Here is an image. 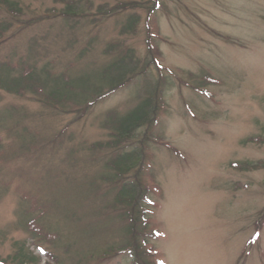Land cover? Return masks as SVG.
I'll list each match as a JSON object with an SVG mask.
<instances>
[{"label": "rangeland", "instance_id": "rangeland-1", "mask_svg": "<svg viewBox=\"0 0 264 264\" xmlns=\"http://www.w3.org/2000/svg\"><path fill=\"white\" fill-rule=\"evenodd\" d=\"M10 1L15 11L0 6L10 26L0 64L35 66L45 92L64 85L47 72L66 69L75 91L56 108L29 87H0V264H133L111 153L90 145L112 141V119L145 101L144 68L166 81L158 124L136 131L141 260L264 264V0ZM65 1L86 16L53 15ZM118 43L140 63L137 83L107 94L102 71Z\"/></svg>", "mask_w": 264, "mask_h": 264}, {"label": "trees", "instance_id": "trees-1", "mask_svg": "<svg viewBox=\"0 0 264 264\" xmlns=\"http://www.w3.org/2000/svg\"><path fill=\"white\" fill-rule=\"evenodd\" d=\"M55 1L59 2L61 0ZM65 3L66 9L60 10L58 13L56 11H52L53 15H58L68 20H71L75 17H80L81 15L86 16L85 12L80 14L74 13L72 10L74 6H71L69 1H65ZM3 5H5L12 12L15 11L12 1L0 0V6ZM124 9V5L120 7L118 6L116 9L117 11L113 14L115 15ZM98 13L101 15L104 14L105 16L111 14L109 11H104V13L99 11ZM9 28V25L0 26V43L6 39L3 38V34L4 32H8L10 30ZM129 31H132L133 34L136 32L135 24H128V27L123 30L124 33H128ZM117 50H119L120 54L117 55V58L111 64L104 67V70L102 71V75L106 81H108L109 87H111L107 94H111L112 92L126 86L134 85L133 82L137 83L134 81V76L135 73L139 71L140 63L135 61L134 55H129L127 50H120V43L112 44L108 49V53L110 54L118 52ZM153 55L157 56V54ZM155 62L156 59L152 56L151 59L145 62L142 67L144 68L150 63L155 64ZM65 70L60 73H55V71L47 72L48 76L54 79V82H58L59 84H61V82L64 83L62 87L59 85L56 87L63 93L61 94V92H58L56 88H54L55 90L53 89V92L51 90L49 92L44 91L43 84L45 83H38L37 81L39 80H37L34 76L36 71L35 66H29L27 63L23 65L22 61L14 63L7 62L6 66L1 63L0 87H4L8 91L17 95L25 93L27 89L26 87H29L31 93L36 94L40 101L42 100L43 103L50 104L57 108L60 103L69 101V98L75 91L74 85L70 84L72 79L67 75ZM11 71H20V80L16 81L17 79H9L6 75H4V73L9 74ZM144 71L143 75L140 73L141 79L140 81L138 80V83L141 82L139 91L141 96L145 98V101L142 102L139 108L123 116V119H112V123H109L110 129L113 127L116 131L115 132L113 130L114 132H112V141H108V144H105L103 147L101 144L90 145L91 149L109 150L111 153L110 159L107 162V167L116 171V175L113 177V184L118 189V193L116 195L117 201L119 202L118 204L121 203L122 205H125L123 211L125 215L124 219L127 221L128 227L127 240H129V242L127 241V248L130 249L129 252L131 253L133 264H145L141 260L145 254V251L143 249V251L140 250L141 245L139 242L140 238L144 236L142 232L144 227H142L140 223V219L143 218V209L139 208V203L142 201V199L144 201V196L147 192V189L144 186L145 184L139 176L142 172H144L145 164L142 162V158L145 156V152L143 151L144 144H141L142 141H139V139L136 137V131L144 126H148L150 129H152L154 128L155 124H158V113L161 110L159 104L161 101L160 96L162 95V91L164 89L163 84H165L166 81L163 79L164 82L161 80L153 82V79L148 78ZM1 77H3V79ZM99 95H92L89 102H87L83 108H77V110H80L81 114L85 113V111L90 108L91 105L96 102V100L100 99ZM95 97L97 98L95 99ZM135 166L136 168H134ZM126 170H134L135 174H131V176L127 177L125 175L127 174ZM147 264L154 263L150 262Z\"/></svg>", "mask_w": 264, "mask_h": 264}]
</instances>
